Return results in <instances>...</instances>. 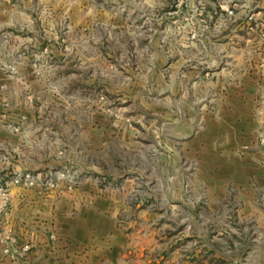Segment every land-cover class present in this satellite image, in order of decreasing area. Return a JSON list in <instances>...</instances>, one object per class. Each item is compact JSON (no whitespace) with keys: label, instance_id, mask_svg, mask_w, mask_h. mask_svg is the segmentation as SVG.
<instances>
[{"label":"rangeland","instance_id":"rangeland-1","mask_svg":"<svg viewBox=\"0 0 264 264\" xmlns=\"http://www.w3.org/2000/svg\"><path fill=\"white\" fill-rule=\"evenodd\" d=\"M20 173L101 207L118 264H264V0H0V181Z\"/></svg>","mask_w":264,"mask_h":264},{"label":"crops","instance_id":"crops-1","mask_svg":"<svg viewBox=\"0 0 264 264\" xmlns=\"http://www.w3.org/2000/svg\"><path fill=\"white\" fill-rule=\"evenodd\" d=\"M53 193L12 188L10 211L0 214V233L10 231L16 248L27 251L21 262L6 255L0 241V264H118L124 237L115 221L101 207L84 209Z\"/></svg>","mask_w":264,"mask_h":264},{"label":"built area","instance_id":"built-area-1","mask_svg":"<svg viewBox=\"0 0 264 264\" xmlns=\"http://www.w3.org/2000/svg\"><path fill=\"white\" fill-rule=\"evenodd\" d=\"M34 179L30 173H20L16 176L11 177L10 179H5L0 181V214L7 213L9 205L12 201V192L11 187L18 184H33ZM7 252L10 249H6Z\"/></svg>","mask_w":264,"mask_h":264}]
</instances>
